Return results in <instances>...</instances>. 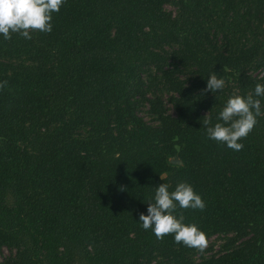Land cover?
I'll use <instances>...</instances> for the list:
<instances>
[{
  "label": "trees",
  "instance_id": "trees-1",
  "mask_svg": "<svg viewBox=\"0 0 264 264\" xmlns=\"http://www.w3.org/2000/svg\"><path fill=\"white\" fill-rule=\"evenodd\" d=\"M52 23L0 37V264H264V114L240 151L202 125L264 83V0H65ZM180 181L218 248L136 221Z\"/></svg>",
  "mask_w": 264,
  "mask_h": 264
},
{
  "label": "clouds",
  "instance_id": "clouds-1",
  "mask_svg": "<svg viewBox=\"0 0 264 264\" xmlns=\"http://www.w3.org/2000/svg\"><path fill=\"white\" fill-rule=\"evenodd\" d=\"M64 3L65 0H0V37L9 40L13 33H17L30 40L35 31L51 32L53 13L59 12ZM7 83L0 80V89ZM225 84L224 77L212 71L206 79L204 91L216 94L224 89ZM262 98L264 83H257L250 94L230 95L216 114L215 123L211 117L202 121L207 139L234 151L242 150V139L264 114ZM154 188L146 212H140L136 221L144 230H151L157 239L171 234L177 244L203 252L208 244L207 234L197 224L186 223L184 215L177 212V209L203 210L206 202L201 194L187 181L178 182L171 191L170 185L164 182Z\"/></svg>",
  "mask_w": 264,
  "mask_h": 264
},
{
  "label": "rangeland",
  "instance_id": "rangeland-1",
  "mask_svg": "<svg viewBox=\"0 0 264 264\" xmlns=\"http://www.w3.org/2000/svg\"><path fill=\"white\" fill-rule=\"evenodd\" d=\"M166 8L167 9H169V10H174L175 9V7H173L172 5H170V4H167L166 5ZM221 242V239L218 237V236H214V237H212L210 240H209V242H208V244H207V246H209V245H211V244H215L216 246V248H218V245H219V243ZM11 253V251H10V249H8L7 247H3V248H1L0 249V260H2L3 259V257H5L6 255H9Z\"/></svg>",
  "mask_w": 264,
  "mask_h": 264
},
{
  "label": "water",
  "instance_id": "water-1",
  "mask_svg": "<svg viewBox=\"0 0 264 264\" xmlns=\"http://www.w3.org/2000/svg\"><path fill=\"white\" fill-rule=\"evenodd\" d=\"M172 161L177 162V163H181V161H179V160H172Z\"/></svg>",
  "mask_w": 264,
  "mask_h": 264
}]
</instances>
